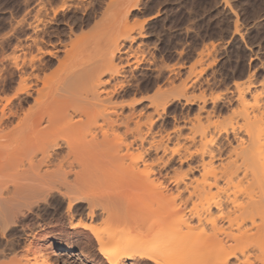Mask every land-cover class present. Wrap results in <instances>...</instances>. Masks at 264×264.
<instances>
[{"label":"bare ground","instance_id":"6f19581e","mask_svg":"<svg viewBox=\"0 0 264 264\" xmlns=\"http://www.w3.org/2000/svg\"><path fill=\"white\" fill-rule=\"evenodd\" d=\"M46 10L41 5L28 23L35 34L30 39L34 56L22 66L17 55L11 61L24 69L18 76L23 85L0 107L1 128L19 118L13 127L19 130L18 142L0 160V238L15 226L29 236L51 225L55 232L94 239L96 251L90 254L107 264H264V105L252 117L246 113L247 138L238 158L222 160V145L214 146L216 135H211L188 154L196 157L195 164L162 172L174 151L168 155L169 134L165 138L153 126L175 96H166L157 86L144 112H124L129 105L119 95L133 79L127 68L153 70L151 61L131 44L123 50L135 37L127 14L107 17L108 25L95 34L96 46L84 52L74 42L69 49L60 41L41 46L37 31L48 18ZM136 35L144 36L140 28ZM43 55L55 58L58 71L75 65L62 71L68 90L48 105L25 109L26 98L39 92L38 80L45 81L36 72L45 65ZM156 71L157 79L160 69ZM177 75L179 69L169 75L171 84ZM42 120L44 127L39 126ZM61 125L73 138L68 133L61 141L55 138ZM188 129L183 140L195 142L198 136L200 141L206 135L199 124ZM62 146L64 151H57ZM133 148L139 150L136 155ZM150 152L160 164L157 168L144 157ZM186 159L179 153V165ZM54 197L65 204L64 212L53 208ZM13 241L0 243V264L70 263L61 257L68 245L41 247L30 239L17 248ZM79 254L86 256L82 250Z\"/></svg>","mask_w":264,"mask_h":264},{"label":"rangeland","instance_id":"374dc122","mask_svg":"<svg viewBox=\"0 0 264 264\" xmlns=\"http://www.w3.org/2000/svg\"><path fill=\"white\" fill-rule=\"evenodd\" d=\"M257 1L0 0V107L7 97L10 98L23 85L18 76L24 69L14 67L11 61L17 55L20 59L16 61L22 66L36 53L35 47L30 45V39L35 34L28 23L34 21L41 5H45L48 10L46 12H49L48 18L51 17L48 19L46 16L47 20L40 23L41 30L37 31L38 37L43 39L41 46L50 48V44L60 41L69 49L74 42L77 49L84 52H90L96 46L95 34L108 25L107 17L117 12L126 13L128 24L134 26L132 35L135 37L132 42L125 43L123 50L131 44L133 50H138L144 59L151 61L153 70L127 68L126 75L132 74L133 79L131 86L119 95L129 105V108H124V112H128V109L136 114L144 112L150 98L156 94L157 86L165 90L166 96H175L167 104L163 118L153 126V131H160L165 138V134H169L168 155L171 154L169 151H174L162 172H170L173 168L186 170L187 165L195 164L196 157L188 154L206 143L211 135H216L212 141L214 146L219 144L220 148L222 145L219 154L222 160L226 161L229 156L232 159L238 158L240 146L247 138L246 127L249 123H246V113L252 117L262 111L264 105V5L259 6ZM137 28H140L144 36L137 37ZM63 55V51L58 54L60 58ZM42 58L45 65L36 72L45 81L42 78V81L38 80L39 92L33 93L32 98H26L27 104L22 103L25 109L28 106L48 105L57 94L67 93L62 71L72 69L75 65L69 63L58 71L55 70V58L48 55ZM24 68H27L25 72L29 71L28 67ZM158 69L160 75L156 79ZM177 69L179 75L171 84L169 75ZM172 85L177 86L179 91H175ZM259 92L258 100H255L253 95ZM18 119L11 118V125L0 127L2 161L4 155L18 142L19 130L13 128ZM192 123L206 129V135L200 141L198 136H195V142L183 140L189 135L188 128ZM45 125L46 122L42 120L39 126ZM60 127L54 135L57 140L61 141L66 133L73 136L70 129L64 130L62 125ZM224 130L227 131V139ZM64 149L62 146L57 151L62 152ZM137 151L133 150L134 155ZM179 153L187 156L181 165L177 161ZM158 155H161V150H158ZM144 157L152 162L153 168L160 165L153 152ZM58 200L57 197L51 198L50 202L55 206L52 203L49 206L57 212H64L65 204ZM65 224L68 226L66 217L62 225L65 226L64 231H67ZM35 231L26 236L15 226L9 237L0 238V243L4 246L7 239L14 240L13 244L20 248L32 239L41 247L42 244L43 247L51 244L54 248L68 245L71 250H64L61 257L69 264H107L102 257L90 254L96 251L94 239L88 241L83 236L55 232L51 225L43 231L45 233ZM80 250L86 256H81Z\"/></svg>","mask_w":264,"mask_h":264},{"label":"trees","instance_id":"16d2710c","mask_svg":"<svg viewBox=\"0 0 264 264\" xmlns=\"http://www.w3.org/2000/svg\"><path fill=\"white\" fill-rule=\"evenodd\" d=\"M257 3H258L259 6L262 7L264 5V0H258Z\"/></svg>","mask_w":264,"mask_h":264}]
</instances>
